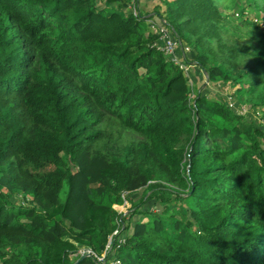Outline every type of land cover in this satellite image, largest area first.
<instances>
[{"label":"trees","instance_id":"16d2710c","mask_svg":"<svg viewBox=\"0 0 264 264\" xmlns=\"http://www.w3.org/2000/svg\"><path fill=\"white\" fill-rule=\"evenodd\" d=\"M115 1L0 0V264H264V122L201 90L192 100L152 45V12ZM170 1L156 13L176 38L199 34L186 61L228 78L216 41L264 107V53L223 42L215 0ZM139 189L130 226L113 205Z\"/></svg>","mask_w":264,"mask_h":264},{"label":"rangeland","instance_id":"374dc122","mask_svg":"<svg viewBox=\"0 0 264 264\" xmlns=\"http://www.w3.org/2000/svg\"><path fill=\"white\" fill-rule=\"evenodd\" d=\"M170 0H136V5L139 8L141 12H152L149 15V20L153 21V24H159V20L161 16L157 13H161L164 15L168 14V11L170 9ZM217 4L218 11L221 15L222 23L220 22V38L223 40V42H227L229 44H235V43H248L250 46V49H254L256 51H260L261 53H264V43H261L257 40H254L252 38V30L251 27L256 26L258 30L264 31V0H215ZM107 3H112L115 6H118V2L115 0H97V4L99 6H104ZM131 3L127 1V7H119L120 10L123 13L132 12L133 7L131 8ZM157 12V13H156ZM148 19V18H147ZM149 27L150 23H149ZM149 27L147 24V30L149 32ZM159 28H164L162 24L159 25ZM183 41H180V45H178L177 48L179 50L186 51L187 54H190L191 49L198 50V38L199 34H191L190 37H188V33L185 32L183 34ZM178 41V40H177ZM211 47H213L215 52L210 56V61H213L212 63L218 64L219 66H222L224 69V72L227 74L228 78L226 77H218L209 79L206 73L204 74L201 72L200 77H198L197 80L193 81L191 76H188V83H189V89H190V98L193 100L195 95L198 91H202L203 93L207 94L210 97H215L220 100L226 101V103L229 105L231 110H234L239 113H243L245 116H248L255 120V122H264V107L257 105V102L251 100L249 97L252 96L254 92L249 91V85L248 82L245 81V78L239 79L238 71H228V66H231L230 62L224 63L223 65L222 60H224L226 57L223 55V53H220V49H217V42L212 41L210 43ZM203 47V46H200ZM190 56V55H189ZM251 57V56H250ZM248 57L244 61L239 62V70L246 69L248 66L253 65L254 61H249ZM221 62V63H220ZM196 68V67H192ZM191 69V71H192ZM143 70H141L142 72ZM185 71V70H184ZM186 72V71H185ZM184 72V73H185ZM186 74V73H185ZM187 75V74H186ZM245 88V92L243 93V97H240L239 89ZM247 98L251 101L246 100H239L240 98L246 99ZM255 102V103H254ZM257 108V110H255ZM257 111V113L255 112ZM263 114V115H262ZM256 115L258 116V119L256 118ZM260 115L262 117H260ZM187 145V144H186ZM184 147V157L185 155L188 156L189 152H187L186 146ZM264 146V143H263ZM191 147V146H190ZM189 148V146H188ZM65 186H63V189ZM1 190L6 191V187H1ZM141 189L126 194V200L123 201L121 204H114L113 207L117 210L118 213L121 215L119 216V221H123L122 217L125 219H128V222H130V226L133 225L135 222L137 214L131 216L129 213L133 208H131L133 203H136L139 200ZM29 196H24L21 193H13L11 196V199L17 204H21L24 202H27L29 199ZM153 201H146L142 208H152ZM180 205L186 206L183 202H177L173 201L170 203L169 208H178ZM187 207V206H186ZM161 209L160 205H155L152 210H154L153 214L155 212H158ZM158 210V211H157ZM153 214H146L147 217H152ZM131 218V219H130ZM121 223V222H120ZM119 227L121 228L120 224ZM121 231L125 230L121 229ZM12 250V249H10ZM83 252V250H80Z\"/></svg>","mask_w":264,"mask_h":264},{"label":"built area","instance_id":"2783aa9c","mask_svg":"<svg viewBox=\"0 0 264 264\" xmlns=\"http://www.w3.org/2000/svg\"><path fill=\"white\" fill-rule=\"evenodd\" d=\"M129 2L131 3L130 5L131 8L132 7L134 8L132 9V13L135 15H138L139 11L136 5V0H128V5H129ZM158 20L160 21L159 24L154 25L152 20H149V18L147 19L148 27H149V23L151 26V28L149 27V30L152 33L156 34V38L154 39L152 45H154L157 49L162 51L163 54H165L169 60L177 64L183 71L185 70L186 72L185 71L184 72L189 76L191 69L193 66H195V64L188 63L186 61V56H189V55L186 53V51L179 50V48H177L178 45H180L181 43L174 35L172 28L161 18ZM160 24H162L164 28H159ZM255 110H257V108ZM255 112L257 113V111ZM236 113H239V112H236ZM239 114H243V113H239ZM256 117L258 118L257 115ZM126 193H127L126 191H123L122 195L124 196ZM120 230L121 228L117 226V228H115L113 232L108 235V240H107L105 249H107L109 247V244L112 242L113 235L119 233ZM103 255H104V252L102 256H98V259L103 260Z\"/></svg>","mask_w":264,"mask_h":264},{"label":"crops","instance_id":"0c3cea01","mask_svg":"<svg viewBox=\"0 0 264 264\" xmlns=\"http://www.w3.org/2000/svg\"><path fill=\"white\" fill-rule=\"evenodd\" d=\"M200 71L197 68H194L191 73L192 80L195 81L200 77ZM204 74V73H203Z\"/></svg>","mask_w":264,"mask_h":264},{"label":"water","instance_id":"95a60500","mask_svg":"<svg viewBox=\"0 0 264 264\" xmlns=\"http://www.w3.org/2000/svg\"><path fill=\"white\" fill-rule=\"evenodd\" d=\"M85 254H89V251H87Z\"/></svg>","mask_w":264,"mask_h":264}]
</instances>
